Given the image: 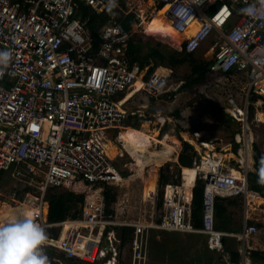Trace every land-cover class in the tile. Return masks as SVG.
<instances>
[{"label": "built area", "instance_id": "built-area-1", "mask_svg": "<svg viewBox=\"0 0 264 264\" xmlns=\"http://www.w3.org/2000/svg\"><path fill=\"white\" fill-rule=\"evenodd\" d=\"M122 1L126 0L114 4L112 0H0V51L12 54L0 72V175L12 172L39 193L31 210L34 218L44 230L61 227L65 233L59 239H48L45 247L82 263L120 264L122 240L112 230L115 227L134 230L130 264H148L153 230L209 234L215 252L223 250L227 237L245 245L258 234V228L244 226L240 234L219 232L215 202L250 196L248 158L240 157L238 169L230 168L225 153L215 148L194 160L196 179L205 181L202 229L193 226L192 197L185 184L166 186L161 222L119 223L108 216L102 188L94 187L117 183L119 173L102 139L109 131L122 130L130 117L126 98L121 96L133 91L176 100L183 86L182 81L171 86L170 75L160 71L147 79L140 76L139 68L131 66L126 56L133 33L114 16L100 29L96 50L95 39L79 18L80 6L102 12ZM161 2L167 8L166 21L187 38L184 44H174L176 50L196 54L215 35L218 42L212 48L211 74L248 76L244 106L235 98L228 101L229 115L247 126L250 101L260 99L259 106L264 101V19L243 11L257 0ZM195 22L199 29L188 36ZM158 120L165 124L166 119ZM49 188L77 194L89 189L80 217L49 224ZM108 229L112 231L104 244L102 236Z\"/></svg>", "mask_w": 264, "mask_h": 264}, {"label": "rangeland", "instance_id": "rangeland-1", "mask_svg": "<svg viewBox=\"0 0 264 264\" xmlns=\"http://www.w3.org/2000/svg\"><path fill=\"white\" fill-rule=\"evenodd\" d=\"M156 3V0H126L124 2L125 10L122 8L124 10V16L130 14L135 15L136 19L133 22L132 31L135 40H137V38H142L144 42H151L152 45L161 43L167 48L175 50L173 42L177 39L178 34L172 28L171 23L166 21L164 16L160 17L154 15L153 17ZM120 6L121 5H119V9H121ZM113 16L119 19L121 18V13L115 12ZM213 38L214 39H211L206 45H203L195 54L198 59L204 61H211L213 59L210 47L215 46V43L218 42L217 38ZM183 41L184 39L181 41L176 40L175 43L181 44ZM168 74L170 75V85L177 86L188 74H190V67L189 65L180 66L174 72L170 70ZM237 93L232 80L225 79L224 76L220 74H210L205 83L179 92V96L176 100L159 98V100L166 101L158 102V107L163 113L152 110L155 108V104H153V100L145 96V94L140 96L139 100L135 101L136 104H128V107L131 112L136 113L147 121L142 124L140 130L144 129L148 131V134L156 137L157 140L155 139L153 141L150 148L152 151H161L164 149V145L158 141H162L166 138V135H170L172 136L171 139L178 140L177 138L179 137L184 141L190 142V144H193L196 150L202 155L210 150L203 146L202 142L211 147V150L215 148L218 151L230 155L231 149L233 148V139L238 142L236 135L233 136V132L237 131L239 127L237 122L232 123L230 126H220L218 125V120L222 113L225 111L228 112L229 107L227 108V106L229 105L228 101L230 98H237L238 100H236L239 103L241 102L242 95L239 96L240 92ZM142 104L149 105V109L145 110L142 107L137 109V106H141ZM138 110H140V112H138ZM159 113L163 114V116H169L172 120L171 122H167L170 123V125L164 127L162 131H160V124L156 122V119L158 120L156 117H159ZM248 128L250 139L247 145L253 156L254 144H259L264 150V125L262 127H257L248 124ZM171 141L172 140H169L167 142L170 146L174 147V152L170 158L158 159L156 163L152 165L157 167L158 178L160 166L177 162L176 156L182 150V141L178 140L179 146ZM102 142L103 145L104 143L108 145L109 154L111 153V149H116V159H113L112 155L110 156L120 176L122 177L123 174L129 173L128 178L122 177V180L117 179V183L112 184V186L119 188L118 201L113 208L116 221L119 223L137 221L156 222L163 215L162 210L158 211L156 209L158 180L156 191L151 194V196L145 195V188L152 179V166L146 167L141 174L133 158L125 151L124 143L121 142L119 134L112 133L108 134L107 137L105 135ZM111 146L114 148H111ZM237 158L238 160L240 159L239 157ZM229 162L228 166L238 169L239 163H237V161L232 159V161ZM235 162L237 166H235ZM185 168H190V166L183 167V174ZM80 190L82 193L84 192V194L89 192V189ZM38 197L39 193L37 191L26 187V184L16 179L12 175V172L0 176V220L9 214L16 215L19 210L17 207H21L22 204L33 203V205H35ZM258 230V234L255 238L261 237L264 239V229ZM170 236L177 235H169L168 232L158 233L155 230L152 231L148 264H191L192 261L202 256L203 249L196 235L176 237L175 239ZM207 240L206 237L205 250L206 253L209 254L210 251L207 248ZM228 241H232V243L230 242L231 244L235 243V240ZM241 245L242 250L243 242ZM161 246L168 248V250L163 252ZM121 253V264H130L131 253L129 251V246L123 248ZM212 256H215V264H222L218 254L214 253ZM202 260L206 262L203 257Z\"/></svg>", "mask_w": 264, "mask_h": 264}, {"label": "trees", "instance_id": "trees-1", "mask_svg": "<svg viewBox=\"0 0 264 264\" xmlns=\"http://www.w3.org/2000/svg\"><path fill=\"white\" fill-rule=\"evenodd\" d=\"M156 8L159 11L155 15L160 16L163 13L164 4L161 0H156ZM121 9L117 8V6H111L102 12H97L90 7L80 6L79 18L83 23H85L86 29L89 31L91 36L95 39V47L96 50L100 44L99 31L103 25H105L108 20L113 17L115 12L121 13V18H119V22L122 26L128 30L132 31V24L135 21V15L130 14L128 16H124L125 4L122 1L120 3ZM124 10H123V9ZM161 10V11H160ZM184 39V36H177L178 41ZM175 40V41H176ZM174 41V42H175ZM126 54L129 58L130 65L137 64L141 69L147 70L146 79L151 76L157 68L165 67L173 72L180 66L189 65L190 74H188L183 82L182 90L191 89L198 85L205 83L208 80V76L211 74V64L212 61H204L200 60L196 57L195 53H187L186 51L179 52L177 50H171L164 46L161 43H157L152 45L151 42H144L142 38L135 40L134 38L130 41L127 46ZM255 109L251 107L249 121L254 120ZM233 118L231 115L227 113H222L219 117L218 125H232ZM144 122H136L129 125L135 129H140V126ZM165 124L163 126L166 127ZM144 130V129H142ZM162 131V130H161ZM163 133V132H162ZM238 132L234 131L233 136H235ZM162 135V134H161ZM179 138V137H178ZM179 140L182 141V150L179 154L178 164L167 163L159 169V178H158V197H157V207L158 211H164V190L166 186L175 184H182V168L184 166H190L192 168L194 157L196 155L195 148L190 143L183 141L181 138ZM234 141V139H233ZM206 144V143H205ZM207 149H211L207 144L205 145ZM240 148V144L233 143V151L234 153L238 152ZM254 157H255V172H251L248 175L249 181V190L255 193H258L262 198H264V180L261 177H264V150L261 148L259 144H254ZM151 167V166H149ZM157 167L152 166V179L148 182V185L145 188V195L151 196L156 191V178H157ZM129 173H125L122 175L123 178H128ZM122 177L118 174L117 179H121ZM103 186V195L106 200V207L108 216L114 218V206L118 201L119 196V188L101 184L96 185L94 188H99ZM204 188L205 181L199 176L196 179L195 185L193 187V198H192V223L196 229L203 228V203H204ZM238 196H233L229 198H217L215 202V229L218 231H228V224L230 222V218L228 217L229 207L234 204L232 201L233 198ZM46 200L49 203V213H48V223L49 224H58L69 219H77L81 212V207L85 202L84 194H75L73 192L57 189V188H49L46 193ZM25 211V210H23ZM22 212V209H19L16 214ZM163 213V212H162ZM14 214H9L0 221L6 220L8 217ZM162 217V216H161ZM161 217L156 222H161ZM250 225H253L250 223ZM258 228V227H257ZM119 236L122 239V247H125L129 244L133 237V228L129 227H121L117 228ZM223 231V232H224ZM61 233V229L59 227H52L46 231L48 239L58 238ZM236 243V241H235ZM236 246V245H235ZM223 251L229 253V261L228 264H240L241 261V253L237 247L228 249L227 240L224 238L223 240ZM53 251V250H52ZM44 252L49 256L51 250L48 248H44ZM54 254V253H53ZM58 259H67L68 264H78L77 260L69 259L64 255H58ZM65 257V258H64ZM250 258L254 264H264V252L259 250H251ZM220 259H223L221 256ZM214 260V259H213Z\"/></svg>", "mask_w": 264, "mask_h": 264}, {"label": "crops", "instance_id": "crops-1", "mask_svg": "<svg viewBox=\"0 0 264 264\" xmlns=\"http://www.w3.org/2000/svg\"><path fill=\"white\" fill-rule=\"evenodd\" d=\"M119 5L117 6V8H119ZM156 7L157 6L155 4V11L153 13L154 15L157 12H159ZM161 16H164V14L162 13V15H160V17ZM132 31H133V24H132ZM213 37H216V36L215 35L211 36L204 45H206L211 39H214ZM133 38H134V36H133ZM138 39H140V38H137V40ZM173 44H177V43L173 42ZM215 45H216V43H215ZM213 47L214 46H211L210 47L211 54H212V48ZM126 56H127V54H126ZM127 59L129 61L128 56H127ZM133 66H137L139 68V70H140V76L146 78L148 68L141 69L137 64H134ZM156 71H160V72H164V73H167L168 74V72L170 71V69L165 68V67H159V68H157ZM224 78L233 81V83L235 85L236 93L237 92H240L239 93L240 94L239 96L242 95L241 102L240 103L238 102V103H239V106L240 107H243L244 104H245V88L247 87L248 81H249L248 76L246 74L234 73V74H231V75H226V76H224ZM130 95H131V97H130ZM143 95H144L143 92H133V91H129L128 93H126V94H124V95L121 96V98H126L125 99L126 100L125 108L130 113V117H129L128 121L126 122V124H125V126H124V128L122 130H120V131L119 130L110 131V132L106 133V137L108 136V134H112V133L113 134H119L121 136L122 132L125 131L127 128L128 129H135L132 126H130L131 124H134V123H131V122H135V123L136 122H147L145 119H142L141 116L137 115L134 112H131L129 110L130 108L128 107V104H133V105L136 104L135 101L136 100H139L140 96H143ZM145 96H146V94H145ZM147 97H149V96H147ZM149 98L151 100H153L152 102H153V104H155V108L156 109L155 108L152 109L153 111L154 110L155 111H160V109L158 107V102H166V101L159 100V98H151V97H149ZM162 99H166V98L165 97L164 98L162 97ZM261 100H263V98H261ZM259 105H260V99H258V98H255V99H253V100L250 101L247 127L245 125H242V124H238L237 123V125L239 127L238 128V132L239 133L236 134V137L238 139V142L235 140V141H233V143L235 142L237 144H240V148L238 149V152L237 153H234L233 148H232L230 155H228V154L225 153V156L227 158V162L228 163H230L229 161H232V159L234 161H237V163H238L239 160H238L237 157L240 158L242 156H247L248 162H249V166H250L249 174L251 172H255V157H254V154L252 156V154L250 152V148L247 145L248 144V141L250 139L249 134H248V129H249L248 128V124H252L253 126H257V127H259V126L262 127L264 125V101H263V105H261V106H259ZM139 107H142L145 110L149 109V105H147V104H142L141 106H137V109H140ZM228 107H229V105L227 106V108ZM251 107H254L255 114H254V120L249 121ZM138 112H140V110H138ZM160 113H163V111H160ZM160 113L158 114L159 117H156V118H161V119L164 118V119H166L165 124L167 126H169L170 123H167V122H171L172 121L171 118L169 116H163V114H160ZM225 113L229 114L226 111H225ZM173 115H175V114H173ZM257 117H259V121L257 120ZM158 121L159 120L156 119V122H158ZM129 122L131 123L130 125H129ZM233 122H236V121H233ZM164 125H160L161 126L160 131L163 129V126ZM141 126H140V128H141ZM135 130H140V129H135ZM154 134H156V133H154ZM242 135H243V137H242ZM170 137H172V136H170ZM175 138H177V137H175ZM177 139L179 140V138H177ZM188 143H190V142H188ZM191 145H193V144H191ZM104 146H105L104 147L105 152L107 153L108 157L113 162V159H116V154H115V152L117 153L116 149H114V150L111 149V153L109 154L108 153V145L106 143H104ZM112 146H111V148H114ZM232 146H233V144H232ZM106 147H107V150H106ZM193 147L195 148L194 145H193ZM210 150H208V152H210ZM195 151H196V155L194 157V160H195V158L197 156L200 155V152L198 150H196V148H195ZM253 151H254V147H253ZM218 152H221V151H218ZM245 152H246V154H244ZM179 154L180 153H178L177 156H176V161L177 162H173V164H178ZM110 155L113 156V159H112V157ZM228 156H230V157H228ZM253 160H254V163H253ZM237 163L235 162V166H237ZM113 164H114V162H113ZM161 167H162V165L160 166V168ZM192 167H194V164H193ZM228 167L233 168L231 166H228ZM7 173H9V172H7ZM7 173H3L0 176H3L5 174H7ZM158 174H159V171H158ZM182 175H183L182 184H180V185H183L184 184V174H183V171H182ZM157 180H158V175H157V178H156V187H157ZM248 183H249V181H248ZM99 188H102V191L104 190V187L103 186H101ZM29 189H31V188H29ZM248 189H249V185H248ZM191 192H192V195H190V196L193 198V188H192ZM249 192H250V196L248 198H245L243 196H238V197H235V198L232 199V201L234 202V204L229 207V211H228V217L230 218V222L228 224V228L227 229L230 232H225L223 230L224 233L240 234L242 232L244 226H255V227H258V229H264V198H262L258 193L252 192L250 190H249ZM75 194H77V193H75ZM30 204H32V205H30ZM35 207H36V204L33 205V203H29V204H22L21 207H17V209H22V211H23V210H27V209L30 208L31 210H33ZM82 207H83V205H82ZM82 207H81V209H82ZM48 213H49V203H48V208H47V218H48ZM80 215H81V212H80ZM80 215H79V217H80ZM69 220H74V219H69ZM114 220H116V217H114ZM64 222H66V221H64ZM250 223H252L253 225H250ZM59 228L61 229V233H60L59 237L56 238V239H59L60 237H64L65 236V233L63 232V228H61V227H59ZM117 228H121V227H115L112 230L115 232V234L118 235V237H120L119 236V233L117 231ZM48 229H50V228H48ZM48 229H46L45 232ZM112 230L111 229H108L104 233V235L102 236V243L105 244L107 242L106 236L109 233V231H112ZM155 231H157V230H155ZM223 231H219V232H223ZM157 232L159 233V232H164V231H157ZM151 233H152V231L150 232V240H151ZM168 233H169V235L170 234L177 235V236H170L173 239H175L176 237H188L189 235H196L197 236V239L201 242V248L203 249V254H202V256L200 258H197L196 260L192 261L191 264H215V262H216L215 256H212L214 253L215 254H218L219 255L218 256L219 258L221 256L223 257V259H219L222 264H228V261H229V253L228 252L226 253L223 250L221 252L211 251V250H209L208 244H207V248L210 251V253L209 254L206 253V250H205L206 249V242H205V238L206 237H205V235L199 234V233H177V232H168ZM256 236L251 237L250 239H248V241L246 240L245 245H243V249L242 250H241L242 241H239L238 239L233 238V237H227L226 238V240H227V246H228L227 248L228 249H231V248L233 249L235 247H237V249H239V251L241 253V261H240V264H254L252 262L251 258H250V251L251 250L264 251V239L261 238V237L256 239L255 238ZM52 239H55V238H52ZM228 240H235L236 243L231 244L232 241H230L231 242L230 243ZM122 244L123 243L121 242V244H120V251H122V249L126 247V246L125 247H122ZM162 244H164V243H162ZM164 245H166V244H164ZM127 246H129V244ZM45 248H48V250H51L50 254H48L49 255L48 256L49 264H68V261H67V259L65 257H64L65 259H62V258L61 259H58L59 258L58 255H64L65 256V254H63L61 251H59V250H57V249H55L53 247H49V246L48 247H45ZM161 248H162V251L163 252L166 251V250H168V248H165V247H162V246H161ZM129 251L131 253L130 247H129ZM202 257L206 260V262H204L202 260ZM68 260H69V258H68ZM121 261H122V257L120 258V264H121ZM130 261H131V258H130ZM77 263L78 264H87V263H82V262H79V261Z\"/></svg>", "mask_w": 264, "mask_h": 264}, {"label": "clouds", "instance_id": "clouds-1", "mask_svg": "<svg viewBox=\"0 0 264 264\" xmlns=\"http://www.w3.org/2000/svg\"><path fill=\"white\" fill-rule=\"evenodd\" d=\"M243 11L253 18L264 19V0H257ZM11 59V52L0 51V72ZM47 242L48 236L33 213L22 211L12 215L0 222V264H49L44 252Z\"/></svg>", "mask_w": 264, "mask_h": 264}, {"label": "bare ground", "instance_id": "bare-ground-1", "mask_svg": "<svg viewBox=\"0 0 264 264\" xmlns=\"http://www.w3.org/2000/svg\"><path fill=\"white\" fill-rule=\"evenodd\" d=\"M166 11L167 9L164 8L163 9L164 16H165ZM198 29H199V22H195L192 25V27L188 30V36L194 34ZM178 36H181V35L178 34ZM183 36H184V41L181 44H184L187 39L186 35H183ZM155 139L156 137L148 134V131L128 129V128L125 131H123L120 136L121 142L124 143L125 151L130 155V157L133 158L141 174L143 173V170L146 167L152 166L153 164L156 163L158 159L170 158V156L174 152V147L170 146L167 143L169 140H172L174 144H178L177 146H179L178 140H174L173 138L171 139V137L166 136L164 140L158 141L159 143L164 145V149H162L161 151H157V150L152 151L150 148ZM197 173L198 172H197L196 167L184 169V184H185L186 192L188 195L192 194L191 190L195 185ZM25 211H29L32 213L30 208ZM206 237L208 239L207 240L208 248L209 250H212V236L207 234Z\"/></svg>", "mask_w": 264, "mask_h": 264}]
</instances>
